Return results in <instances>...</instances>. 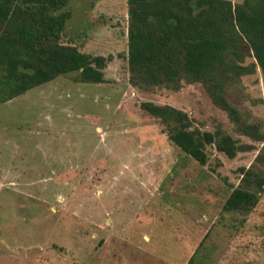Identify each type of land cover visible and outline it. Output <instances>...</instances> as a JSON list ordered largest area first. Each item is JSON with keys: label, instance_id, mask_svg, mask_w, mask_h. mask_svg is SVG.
Listing matches in <instances>:
<instances>
[{"label": "rangeland", "instance_id": "374dc122", "mask_svg": "<svg viewBox=\"0 0 264 264\" xmlns=\"http://www.w3.org/2000/svg\"><path fill=\"white\" fill-rule=\"evenodd\" d=\"M68 1L61 42L112 59L103 83L73 73L0 106V264H186L201 243L200 262L264 264V191L247 216L223 210L262 143L243 138L254 150L234 159L209 147L206 166L185 157L141 104L210 131L231 132L227 114L198 85L131 83L127 0ZM227 97L264 133L259 68Z\"/></svg>", "mask_w": 264, "mask_h": 264}, {"label": "trees", "instance_id": "16d2710c", "mask_svg": "<svg viewBox=\"0 0 264 264\" xmlns=\"http://www.w3.org/2000/svg\"><path fill=\"white\" fill-rule=\"evenodd\" d=\"M127 60L131 83L139 89L203 88L232 122L231 132L195 126L190 115L151 102L141 109L157 119L168 140L185 157L206 166L208 148L234 159L262 143L250 168H240L239 184L223 210L249 215L264 191V133L251 115L233 106L227 88L259 68L264 80V0H127ZM68 0H0V106L27 92L76 73L79 81L100 84L112 57L92 56L61 42L70 18ZM247 57L254 62L244 65ZM237 136V137H236ZM199 245L186 264L198 260ZM206 262V260H205Z\"/></svg>", "mask_w": 264, "mask_h": 264}]
</instances>
